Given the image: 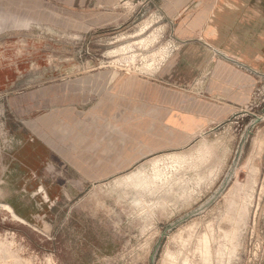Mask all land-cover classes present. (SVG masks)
<instances>
[{
  "label": "rangeland",
  "instance_id": "1",
  "mask_svg": "<svg viewBox=\"0 0 264 264\" xmlns=\"http://www.w3.org/2000/svg\"><path fill=\"white\" fill-rule=\"evenodd\" d=\"M170 1L0 0V204L24 221L0 211V264H150L159 241L155 264H264V90L216 134L81 193L18 159L32 115L155 74L176 45Z\"/></svg>",
  "mask_w": 264,
  "mask_h": 264
},
{
  "label": "crops",
  "instance_id": "2",
  "mask_svg": "<svg viewBox=\"0 0 264 264\" xmlns=\"http://www.w3.org/2000/svg\"><path fill=\"white\" fill-rule=\"evenodd\" d=\"M168 9L176 45L154 75L115 76L89 106L68 101L23 124L18 159L33 176L50 173L57 195L216 134L252 99L264 77V0H171Z\"/></svg>",
  "mask_w": 264,
  "mask_h": 264
},
{
  "label": "water",
  "instance_id": "3",
  "mask_svg": "<svg viewBox=\"0 0 264 264\" xmlns=\"http://www.w3.org/2000/svg\"><path fill=\"white\" fill-rule=\"evenodd\" d=\"M260 119H261L260 117H257L256 119H254L253 123L258 122ZM230 172H232V170H231ZM217 195H218V192H216V193L213 195L212 198L216 197ZM209 201H210V200H209ZM209 201H207L205 204H203V205H201L200 207H198L195 211L190 212V213L188 214V216H190V215H192V214H194V213L199 212V211H200V210H201L206 204L209 203ZM183 219H184V218H181V219L177 220V221L174 222L171 226L176 225L177 223H179V222H180L181 220H183ZM167 229H168V228H167ZM167 229L164 230V231L161 233L162 238L167 234ZM160 244H161V242L159 241V242L156 244V246L154 247V250H153L152 254L150 255V264H155V258H156V254H157V252H158V249H159V247H160Z\"/></svg>",
  "mask_w": 264,
  "mask_h": 264
},
{
  "label": "flooded vegetation",
  "instance_id": "4",
  "mask_svg": "<svg viewBox=\"0 0 264 264\" xmlns=\"http://www.w3.org/2000/svg\"><path fill=\"white\" fill-rule=\"evenodd\" d=\"M0 211H1L2 213L6 214L7 216L11 217L10 214H9V212H8L4 207H1V206H0ZM21 223H22V222H21ZM7 244H9V243L6 242V241H4V240H1V241H0V249H1V251H4V253H6L8 256H11V254L9 253V251L7 250V248H6V246H5V245H7ZM13 263H14V264H20V263H18V262H16V261H14Z\"/></svg>",
  "mask_w": 264,
  "mask_h": 264
},
{
  "label": "built area",
  "instance_id": "5",
  "mask_svg": "<svg viewBox=\"0 0 264 264\" xmlns=\"http://www.w3.org/2000/svg\"><path fill=\"white\" fill-rule=\"evenodd\" d=\"M261 90H264V77H261V79L259 80V82H258V84L254 90V95H253L254 101L261 94Z\"/></svg>",
  "mask_w": 264,
  "mask_h": 264
},
{
  "label": "bare ground",
  "instance_id": "6",
  "mask_svg": "<svg viewBox=\"0 0 264 264\" xmlns=\"http://www.w3.org/2000/svg\"><path fill=\"white\" fill-rule=\"evenodd\" d=\"M0 206H1V207H4V208H7L6 206H4V205H2V204H0ZM9 212L11 213V210H9ZM11 216H12L14 219H16V220H18V221H20V222H24L22 219H20L19 217L15 216V215L12 214V213H11ZM7 257H8V255H7L6 253H4V251H1V249H0V262H1V261H5ZM5 264H14V263H6V262H5Z\"/></svg>",
  "mask_w": 264,
  "mask_h": 264
}]
</instances>
